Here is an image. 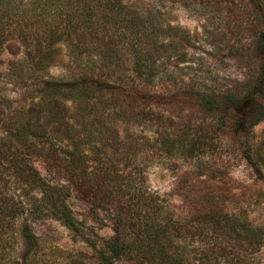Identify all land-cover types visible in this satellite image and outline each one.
Segmentation results:
<instances>
[{"label": "trees", "instance_id": "16d2710c", "mask_svg": "<svg viewBox=\"0 0 264 264\" xmlns=\"http://www.w3.org/2000/svg\"><path fill=\"white\" fill-rule=\"evenodd\" d=\"M156 1L165 0H0V55L8 47L19 52L0 77V264H39L45 245L32 229V219L57 220L76 237L92 242L69 197L113 212L112 204L129 190L121 181H133L122 161L133 157L140 145L134 129L169 110L164 99L170 83L181 82V90L174 86L177 102L183 103L175 105L177 111L199 110L210 120L159 137L154 146L161 154L201 155L207 150L203 144L218 130L241 136L246 116L240 106L246 101L258 105L248 125L264 119V0H249L250 14L232 23L253 38L248 76L240 85L206 91L199 89V80L184 90L183 76L167 77L168 71L160 70L157 59L162 53L179 52L184 61L186 53L180 48L194 45L186 46L191 37L157 13ZM228 27L218 34L224 41L234 32ZM167 31L172 42L166 41ZM55 67L62 70L60 75L52 72ZM165 76L169 84L154 83ZM9 85L20 92L6 93ZM118 141L116 165L109 156ZM43 171L60 181L48 179ZM189 183L193 187L196 182ZM205 186L191 190L192 197L202 195L200 205L193 206L203 221L213 224L229 196L215 184ZM135 210L127 204L112 213L114 233L97 249L101 264H119L132 250L125 235L135 222ZM154 215H145L141 225L150 235L156 229L159 236L169 221H156ZM232 222L245 221L236 216ZM22 239L25 252L18 250Z\"/></svg>", "mask_w": 264, "mask_h": 264}, {"label": "rangeland", "instance_id": "374dc122", "mask_svg": "<svg viewBox=\"0 0 264 264\" xmlns=\"http://www.w3.org/2000/svg\"><path fill=\"white\" fill-rule=\"evenodd\" d=\"M155 5L157 13L164 14L170 25L181 27L185 32L182 35L191 37L190 41L186 40V46L187 43L194 45L180 48L186 53L184 61L177 55L179 52L160 55L157 62L160 70L168 71L167 77L170 74L183 76L184 90L199 80L203 83L199 88L201 91L208 87L219 90L237 86L246 79L253 63L249 56L253 38L242 26L236 29L232 23L235 17L244 15V19L250 14L249 0H165L156 1ZM228 26L234 32L229 31L228 41H224L218 34L222 29L228 31ZM170 36L171 31H167V42H172ZM15 52L19 53L17 47H8L0 55V77L7 71ZM52 72L60 75L62 70L55 67ZM154 83L159 86L169 84L166 76L164 79L156 77ZM178 83L181 82L166 87L164 102L169 110L163 117L154 115L152 122H141L134 129V137L140 139V145L133 157L122 161L133 181H121L129 186V190L119 196L118 203L112 204V211L127 204H133L136 210L135 222L125 235L132 250L119 264H264V119L251 127L247 120L258 105L250 100L240 106L246 116L242 124L245 133L241 136L234 137L218 130L214 131L210 142L203 144L207 150L203 149L201 155L187 158L161 154L156 148L158 145L154 146L159 137L188 123L199 125L210 120L199 110L192 113L174 108L183 104L177 102L175 94L177 88L174 86L179 88ZM159 86L156 89L162 92ZM18 91L20 89L14 85L6 89L11 96H16ZM146 137L150 139L149 143ZM122 140L126 142V137ZM119 141L118 144L115 142L109 156L116 165L119 157L115 150L122 144L119 145ZM45 174L54 182L60 181L55 175L46 171ZM191 180L196 182L193 187H190ZM208 183L215 184L229 196L227 206H223V213L213 224L203 221L204 218L195 213L193 205H200L202 195L196 192L192 197L191 194L192 189L201 190ZM69 204L92 242L76 237L57 220L32 219V229L45 245L39 264H101L97 249L114 233L110 220L113 212L97 211L75 195L69 197ZM145 215L149 218L154 215V220L169 221V224L161 229L159 236L156 229L150 235V230H144L141 225V220L147 219ZM236 216L245 222H232ZM23 224L20 222L19 226ZM253 236L254 241L249 239ZM55 247L67 252L60 253ZM18 250L25 252L23 239Z\"/></svg>", "mask_w": 264, "mask_h": 264}]
</instances>
